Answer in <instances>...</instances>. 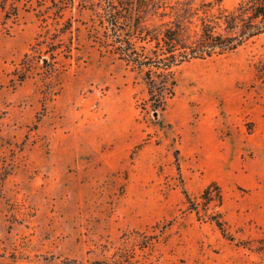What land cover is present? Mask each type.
I'll return each instance as SVG.
<instances>
[{
    "label": "rangeland",
    "instance_id": "rangeland-1",
    "mask_svg": "<svg viewBox=\"0 0 264 264\" xmlns=\"http://www.w3.org/2000/svg\"><path fill=\"white\" fill-rule=\"evenodd\" d=\"M92 14L64 15L79 59L50 73L37 63L19 82L42 23L0 9V264H93L127 244L146 264H264V181L252 174L264 164V34L179 65L166 108L147 113L142 74L93 42ZM212 183L226 231L184 193Z\"/></svg>",
    "mask_w": 264,
    "mask_h": 264
},
{
    "label": "trees",
    "instance_id": "trees-1",
    "mask_svg": "<svg viewBox=\"0 0 264 264\" xmlns=\"http://www.w3.org/2000/svg\"><path fill=\"white\" fill-rule=\"evenodd\" d=\"M0 0L5 17L16 22L22 8L36 11L41 31L13 71L19 82L42 62L47 73L57 71L63 59L81 49L74 33V19L64 18L77 5L93 11L89 35L99 49L108 52L134 72L142 74L148 97L142 107L147 113L166 108L174 95L176 68L195 59L228 55L264 34V0ZM63 67V66H62ZM255 77L264 86V55L254 63ZM14 80V79H13ZM189 208L199 218L220 219L223 190L208 185L199 196L184 190ZM93 264H146L136 258L134 247L117 248L112 260Z\"/></svg>",
    "mask_w": 264,
    "mask_h": 264
},
{
    "label": "bare ground",
    "instance_id": "bare-ground-1",
    "mask_svg": "<svg viewBox=\"0 0 264 264\" xmlns=\"http://www.w3.org/2000/svg\"><path fill=\"white\" fill-rule=\"evenodd\" d=\"M252 166L253 177L259 178L264 181V164H260V162H255Z\"/></svg>",
    "mask_w": 264,
    "mask_h": 264
}]
</instances>
